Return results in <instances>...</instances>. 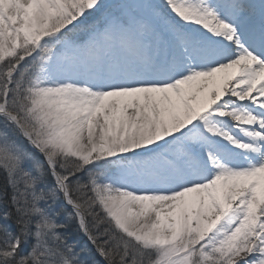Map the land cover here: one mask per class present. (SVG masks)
Returning <instances> with one entry per match:
<instances>
[{
    "label": "snow or ice",
    "instance_id": "obj_1",
    "mask_svg": "<svg viewBox=\"0 0 264 264\" xmlns=\"http://www.w3.org/2000/svg\"><path fill=\"white\" fill-rule=\"evenodd\" d=\"M0 264H264V0H0Z\"/></svg>",
    "mask_w": 264,
    "mask_h": 264
}]
</instances>
